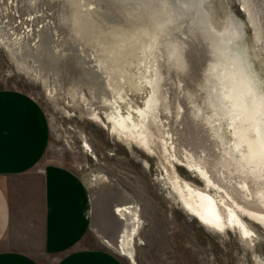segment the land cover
<instances>
[{
	"label": "bare ground",
	"instance_id": "1",
	"mask_svg": "<svg viewBox=\"0 0 264 264\" xmlns=\"http://www.w3.org/2000/svg\"><path fill=\"white\" fill-rule=\"evenodd\" d=\"M20 1L0 10V32L10 22L4 20L18 14ZM109 2L126 23L119 16L122 23L107 25L101 0H47L46 8L68 14V32L55 35V67L63 77L53 86L47 48L35 25L40 15L30 13L24 31L12 26L13 40L2 34L0 41L51 98L64 95L56 85L67 80L72 106L81 114L157 157L166 184L201 225L219 234L235 230L256 246L259 235L248 219L264 228V83L242 42V25L229 16L223 29L217 28L207 0ZM244 6L261 39L257 9L248 1ZM30 40L34 44L23 50ZM26 56H37L36 65ZM84 145L93 152L87 140ZM177 164L203 184L183 177ZM98 171L86 183L101 218L102 226L99 218L94 226L108 248L138 264L142 205L122 181Z\"/></svg>",
	"mask_w": 264,
	"mask_h": 264
},
{
	"label": "rangeland",
	"instance_id": "2",
	"mask_svg": "<svg viewBox=\"0 0 264 264\" xmlns=\"http://www.w3.org/2000/svg\"><path fill=\"white\" fill-rule=\"evenodd\" d=\"M14 1L0 0V10L5 6L11 7ZM109 1L101 0L104 3L101 10L104 14L101 16L103 21L111 25L122 23L121 20L124 19L122 21L126 23L115 5ZM244 1L251 5L253 3L252 7L255 6L254 9H257L256 17H260L261 22L258 17L257 19L263 32L261 39L256 37L258 27H254ZM207 2L218 22L217 28L223 29L229 16L242 25L244 32L242 42L247 45L252 66L264 83V0H207ZM45 5L47 0H21L18 3V14H12V17L4 20H9L10 25L5 23L6 27H3L0 35H5L11 42L12 26H16V30L22 32L28 24L23 22L28 19L30 13L32 16L40 15V20L37 19L35 25L38 23L37 28L41 30L42 48H47L49 82L53 86L56 77L59 79L63 77L55 67V60L59 58L57 50L54 49L55 35L58 33L63 38V34L68 32V14L58 9L59 7L46 8ZM119 16L123 18L120 20ZM29 42L32 46L35 40L27 41L23 50L29 48L27 47ZM6 46L0 41V89L22 90L43 107L51 130L46 159L67 166L77 173L85 184L98 170V172L102 170L101 172L122 181L141 203L144 226L140 235L142 240H138L136 246L138 264H264L262 226L248 219L259 235L256 246H250L235 230L219 234L201 225L197 218L182 207L170 186L166 184L157 157L147 153L139 145L129 146L119 141L100 122L90 120L85 114H81L72 106L73 101L67 91L73 87L67 80H61L62 82L56 85L58 91L64 92V95L57 99L51 98L41 81L27 74ZM65 46H68V43ZM36 57L26 56L24 59H27L30 65H36L33 60H36ZM77 75L79 78V74ZM84 90L87 95L90 94L88 87L85 86ZM84 140H87L93 152L85 147ZM177 169L183 177L203 184V181L185 167L177 164ZM90 202L92 203L91 196ZM91 203L89 234L98 245L106 247L100 240L98 227L94 226V220L97 222L98 218L99 228L102 226L101 218L96 217L97 212L93 211L95 207Z\"/></svg>",
	"mask_w": 264,
	"mask_h": 264
},
{
	"label": "crops",
	"instance_id": "3",
	"mask_svg": "<svg viewBox=\"0 0 264 264\" xmlns=\"http://www.w3.org/2000/svg\"><path fill=\"white\" fill-rule=\"evenodd\" d=\"M50 138L36 99L0 89V264H127L89 234L88 188L46 159Z\"/></svg>",
	"mask_w": 264,
	"mask_h": 264
},
{
	"label": "snow or ice",
	"instance_id": "4",
	"mask_svg": "<svg viewBox=\"0 0 264 264\" xmlns=\"http://www.w3.org/2000/svg\"><path fill=\"white\" fill-rule=\"evenodd\" d=\"M253 102H255L254 98H253ZM261 116L264 117V113H261ZM216 227H219V225H216ZM220 230L223 231L222 228H221ZM250 235H251V233H249V232L245 229V230H244V236H245V237H248V236H250Z\"/></svg>",
	"mask_w": 264,
	"mask_h": 264
}]
</instances>
